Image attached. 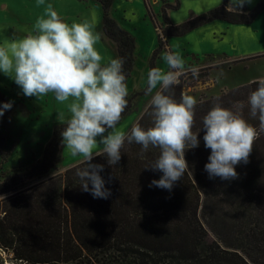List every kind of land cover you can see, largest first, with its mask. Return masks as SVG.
I'll return each instance as SVG.
<instances>
[{
  "label": "trees",
  "instance_id": "trees-1",
  "mask_svg": "<svg viewBox=\"0 0 264 264\" xmlns=\"http://www.w3.org/2000/svg\"><path fill=\"white\" fill-rule=\"evenodd\" d=\"M93 1L101 9L102 34L115 44L117 57L123 58L128 80L136 42L110 17L113 0ZM177 7V1H163L160 13L165 27L158 34L150 68L156 67L160 51L166 48L164 38L183 36L214 20L252 24L264 12V0L252 9L244 5L239 10L224 0L219 7L175 25L167 13ZM147 14L153 18L150 10ZM199 73L181 76L171 90L173 98L179 101L186 88L206 81L208 73ZM255 80L216 96L200 95L193 127L199 146L185 151L189 171L171 191L149 187L162 176L145 168L159 149L150 146L141 156V146L127 142L116 165H108L106 156L91 161L104 166L99 175L111 191L108 199H94L81 189L76 173L86 166L83 161L45 179L62 158L61 132L66 123L56 125L40 159L0 181V194L5 196L0 200V253L11 256L9 264H264V133L254 141L248 163L235 166L236 179H210L204 169L211 150L204 146L202 118L216 98L227 108L244 102V118L259 128L247 107ZM136 95L127 97L121 120L132 110ZM5 103L9 102L0 90V107ZM138 120L144 127L151 126L145 111Z\"/></svg>",
  "mask_w": 264,
  "mask_h": 264
},
{
  "label": "clouds",
  "instance_id": "clouds-1",
  "mask_svg": "<svg viewBox=\"0 0 264 264\" xmlns=\"http://www.w3.org/2000/svg\"><path fill=\"white\" fill-rule=\"evenodd\" d=\"M38 2L45 4V0ZM251 2L230 0V5L239 10ZM99 38L100 34L88 22L69 25L47 4L33 33L0 45V72L14 79L27 97L53 93L61 103L72 98L68 105L70 115L61 132L62 143L71 155L83 158L86 166L76 175L81 189L94 199H108L111 191L99 175L104 166L91 161L94 156H106L108 165H116L125 142L140 145L141 156L150 146L159 149V155L145 168L158 170L162 176L152 180L149 187L171 191L175 182L189 171L185 151L198 147L199 139L198 131H193L197 100L182 93L177 101L170 93L179 85L181 76L187 71L196 75L197 69L186 68L179 51H164L161 58L166 69L152 67L147 72L145 95L151 98L145 112L151 126L144 127L138 120L129 131L117 130L128 107L124 60L113 58L102 65L103 58L95 47ZM254 83L257 86L247 98V107L250 117L259 121V128L244 118L242 101L227 108L216 98L217 102L202 118L204 146L211 150L204 165L210 179H236L235 166L248 163L254 141L264 133V77ZM10 108V102L3 104L0 117ZM59 119L64 121L63 113ZM98 145L102 149L94 152ZM0 200H5L3 194Z\"/></svg>",
  "mask_w": 264,
  "mask_h": 264
},
{
  "label": "rangeland",
  "instance_id": "rangeland-1",
  "mask_svg": "<svg viewBox=\"0 0 264 264\" xmlns=\"http://www.w3.org/2000/svg\"><path fill=\"white\" fill-rule=\"evenodd\" d=\"M163 1L178 3V7L168 11L170 21L178 25L192 16L207 13L223 4L224 0H113L110 17L135 40L134 66L127 80L128 92L138 94L133 100L132 110L118 124L117 130L129 131L131 126L144 113L150 95H141L146 88L149 62L158 44V34L165 27L161 15ZM230 4V0H226ZM261 0L245 4L254 8ZM51 4L64 22H88L95 33L100 34L95 47L102 56V65L118 58L115 44L101 31V9L93 0H0V45L33 33L38 18L45 14V6ZM231 6V5H230ZM150 10L151 18L147 14ZM166 48L160 51L156 67L166 69L162 53L168 49L179 51L186 68L208 73L206 81H198L186 93L196 100L200 95L206 97L219 95L228 90L247 84L251 80L264 77V12L249 25H231L214 20L193 31L178 37L164 38ZM249 58V59H247ZM244 59V60H241ZM238 61L236 63L235 61ZM235 62V63H232ZM208 69V70H207ZM207 70V71H206ZM191 73V71H187ZM193 75V73H192ZM0 90L11 108L0 117V181L15 172L27 170L40 159L43 146L51 139L53 128L66 123L70 113L68 105L55 100L53 93L39 97H27L14 79L0 72ZM155 91V90H154ZM64 114V121L59 115ZM111 131V130H110ZM99 139V138H97ZM102 146L94 148L98 152ZM62 158L45 179L64 173L68 168L83 161L81 156L71 155L64 144L61 146ZM38 181L28 182L29 188ZM2 262L9 264L10 255L0 253ZM10 257V258H9Z\"/></svg>",
  "mask_w": 264,
  "mask_h": 264
},
{
  "label": "crops",
  "instance_id": "crops-1",
  "mask_svg": "<svg viewBox=\"0 0 264 264\" xmlns=\"http://www.w3.org/2000/svg\"><path fill=\"white\" fill-rule=\"evenodd\" d=\"M169 3V2H168ZM169 11V10H168ZM167 47V46H166Z\"/></svg>",
  "mask_w": 264,
  "mask_h": 264
}]
</instances>
